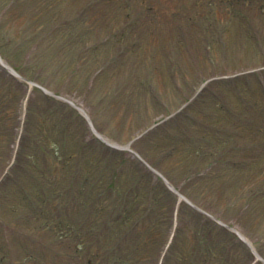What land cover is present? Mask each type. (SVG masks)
<instances>
[{
    "label": "rangeland",
    "instance_id": "1",
    "mask_svg": "<svg viewBox=\"0 0 264 264\" xmlns=\"http://www.w3.org/2000/svg\"><path fill=\"white\" fill-rule=\"evenodd\" d=\"M143 1L134 4L130 0L124 7L123 0H0L3 59L28 80L56 94H46L27 82L20 88L28 90V108L34 112L27 154H23L30 158L26 164L20 162L23 166L11 173L0 189V264H13L14 258L17 264L78 263L80 254H86L85 249L74 254L78 236L58 242L55 229L74 225L88 240L97 224L111 218L113 209L124 202L123 189H134L125 203L135 215L140 214L139 230L142 225L148 228L141 250L145 247L151 260L145 261L134 249L133 232L128 252L123 250L121 256L125 259L129 254L137 259L120 264H152V257L173 228L168 224L171 199L157 193L164 202L160 209L149 212L151 205L144 196L158 176L131 151H119L97 138L77 110L69 114L66 106L59 108L58 102H68L57 96L81 105L110 141L130 143L134 151L165 172L175 188L238 229L264 257V105L254 109L237 104L235 93H242L243 81L236 85L215 83L196 93L205 79L214 76L254 70L250 73H258L261 78L257 76V80H263L264 15L259 7L264 8V0H241L240 6L233 0ZM237 13L243 16L237 18ZM246 20L250 28L241 27L240 21ZM255 30L261 39L258 44L250 38ZM20 89L0 73V173L8 162V144L11 150L17 146L16 136L11 137L16 117L15 131L21 130L24 104L16 113ZM217 94L231 102L227 108L233 117L229 118L213 98ZM189 98H193L190 105L180 112L186 117L174 115L167 120L168 114ZM240 114L244 122L251 121L250 127L235 123ZM70 143L78 152V171L72 170L78 179L67 176L71 170H64L61 159L55 156ZM172 143L177 147L166 156L163 152ZM42 151L49 155L43 156ZM42 159L47 171L41 173ZM97 172H104L101 179L106 178L111 187L108 210L100 206L87 226L79 227L77 213L85 205L87 209L92 198V186L80 178ZM41 183L47 187L42 194L37 193L39 204L31 210L19 190ZM17 196L19 205L24 206L11 203ZM58 196L68 204L63 224ZM190 220L178 238L173 264H185L184 256L189 255L195 238L193 228H198L196 222L202 227V221ZM215 236L219 238L216 232ZM108 239L104 233L91 244L106 249ZM242 251L231 247L237 260L234 264L246 263Z\"/></svg>",
    "mask_w": 264,
    "mask_h": 264
},
{
    "label": "trees",
    "instance_id": "2",
    "mask_svg": "<svg viewBox=\"0 0 264 264\" xmlns=\"http://www.w3.org/2000/svg\"><path fill=\"white\" fill-rule=\"evenodd\" d=\"M239 1H241V0H239ZM240 4H241V2H239V6H240ZM261 11L264 13V9H261ZM63 155L65 156V154H63ZM124 216H126V218H128L129 215L124 213ZM124 226H125L124 223H119L118 226L114 227V231L115 232L121 231V228H123ZM227 236H228L227 239L232 238L229 235H227ZM224 241H226V240H224ZM228 242H229V240H228ZM86 244H88V243L83 242V241L78 243L79 247H83L82 245H86ZM215 248H216V246L214 244H211L209 247L207 245V250L209 249V251L212 252V254H210V255L208 254L207 256L201 257L198 262L193 261L194 262L193 264H198V263H200V264H209L210 262H212L213 259L216 257V252L213 251V249H215ZM223 248L225 250V247H223ZM121 250H127V249L125 247L118 246L116 249L111 251L112 254L114 256H116V257H115L114 262L110 263V264H119L120 261H133V259L131 260L130 257L122 259L121 255H117L118 252L121 251ZM88 254H86V260H85L86 264H94L102 257L103 251L100 248L97 247V249L95 251V254L93 253V251H89ZM99 263H103V257L100 259Z\"/></svg>",
    "mask_w": 264,
    "mask_h": 264
}]
</instances>
